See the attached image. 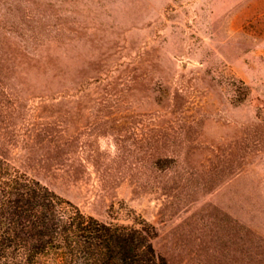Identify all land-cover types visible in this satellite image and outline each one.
I'll use <instances>...</instances> for the list:
<instances>
[{"label": "rangeland", "instance_id": "1", "mask_svg": "<svg viewBox=\"0 0 264 264\" xmlns=\"http://www.w3.org/2000/svg\"><path fill=\"white\" fill-rule=\"evenodd\" d=\"M0 158L168 264H264V0H0Z\"/></svg>", "mask_w": 264, "mask_h": 264}, {"label": "trees", "instance_id": "2", "mask_svg": "<svg viewBox=\"0 0 264 264\" xmlns=\"http://www.w3.org/2000/svg\"><path fill=\"white\" fill-rule=\"evenodd\" d=\"M64 203L0 158V264H168L146 220L114 224Z\"/></svg>", "mask_w": 264, "mask_h": 264}]
</instances>
